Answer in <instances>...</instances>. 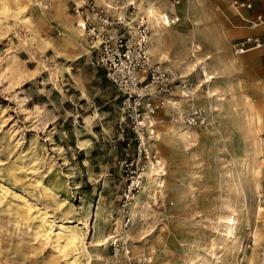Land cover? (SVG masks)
I'll return each instance as SVG.
<instances>
[{"label":"rangeland","instance_id":"374dc122","mask_svg":"<svg viewBox=\"0 0 264 264\" xmlns=\"http://www.w3.org/2000/svg\"><path fill=\"white\" fill-rule=\"evenodd\" d=\"M0 1L11 10L0 14V264H264L259 247L264 242V95L254 94V83L239 81L227 94L223 67L216 65L215 89L223 93V101H217L214 119L209 122L210 113L201 104L182 107V114L202 109L204 126L186 125L182 114L175 118L176 125L197 133L187 147L164 132L173 118L166 102L157 112L162 124L157 122L154 132L164 137L144 135L147 156L140 157L136 172L143 188L152 178L151 166L159 161L163 183L153 176L154 199L137 219L140 232L132 239V207L142 188L127 205L129 220L123 228L120 193L137 159L134 135L129 130L119 134L123 122L117 92L90 64L85 39L68 47L66 56L55 57L51 49L42 51L32 40V30L18 20L29 11L39 42H59L63 31L51 6L73 17L74 0ZM167 2L172 6L173 0ZM178 2L172 7L180 21L171 26L165 44L171 47L174 34H191L190 16H195L199 40L194 43L201 54L213 57L214 47L205 37L222 40V6L217 7L222 0ZM244 20L229 26L246 28ZM11 57L26 72L17 75L7 68ZM188 60L194 62L195 57L189 55ZM65 65L70 67L67 75L60 68ZM52 70L61 72L58 79ZM185 79L188 89L172 90L183 99L211 101L199 69ZM186 90L187 97L182 94ZM79 93L83 100L77 99ZM205 129L209 133L202 138ZM75 143L85 155L78 157ZM183 153L189 156L184 166L176 160ZM253 161L257 173L248 170ZM229 209L237 214L233 243L222 228ZM105 222V241L99 243L94 226L101 228ZM71 234L78 235L77 240L68 244Z\"/></svg>","mask_w":264,"mask_h":264},{"label":"built area","instance_id":"2783aa9c","mask_svg":"<svg viewBox=\"0 0 264 264\" xmlns=\"http://www.w3.org/2000/svg\"><path fill=\"white\" fill-rule=\"evenodd\" d=\"M177 2L178 0H173L174 4ZM134 4L133 0H108L103 5L96 4L94 0H74L71 5L74 24L79 25L80 22L86 47L92 53L90 64L103 71L105 78L117 92L123 122L119 134L129 130L134 135L137 160L134 169L129 170L130 176L120 193V221L123 228L129 220L127 205L142 184L141 176L136 171L140 157L147 156L144 135L152 134L158 122L157 112L163 107L164 97L171 93L172 88L188 89L185 78H179L178 74L151 62L146 50L150 29L144 17L133 18L136 10ZM230 6L249 9L251 3L230 0ZM164 20L172 25L179 18L170 14ZM247 21L250 27H256L264 19L261 15H256ZM194 46L197 53L199 45ZM261 46L262 42L257 36L248 35L233 44V52L242 54ZM188 92L186 90L182 94L189 96ZM182 121L190 126L205 125L206 115L202 109L195 108L185 113ZM123 163L126 165V162ZM128 164H132V159ZM260 254L264 259V242L260 244Z\"/></svg>","mask_w":264,"mask_h":264},{"label":"bare ground","instance_id":"6f19581e","mask_svg":"<svg viewBox=\"0 0 264 264\" xmlns=\"http://www.w3.org/2000/svg\"><path fill=\"white\" fill-rule=\"evenodd\" d=\"M15 1L19 3L18 0H15ZM94 1L96 4H100V5L106 4L108 2V0H94ZM136 1L138 3L137 5L138 12H136L135 10V13L133 14V18L137 19L139 17H144L150 29V33L147 37L146 50L149 53V55H151L150 56L151 62H154V63L158 62V64H160V66L165 70L169 69L172 72L174 71L178 72L182 78H187L191 74L197 73L199 69V71L205 78V81L203 82L207 86V96H209L211 101L203 102V101H200L198 97H195V96L194 97L190 96L189 99H183V97H180L179 91L177 90L173 91L174 89L171 90L170 94L164 97L166 105L168 106L167 108L168 110H170L168 111V113L171 116H173V118L169 120V122L172 124L171 127H167L164 132L166 133L167 137L174 138L178 143L182 144L184 147H187L188 145H190L191 141L194 139L197 133L195 131L192 132L189 129L182 128V124L176 125L177 120L175 118H177L178 115L180 116L183 113L182 107H184L185 109H190L197 104L199 105L201 104L210 113L209 122L210 120L214 119V115H215L214 110H216L219 106L217 101H221V100L223 101L222 94L219 93L215 89V80L219 72L217 71V69L216 70L212 69L214 66V58L210 56L209 53L201 54L200 51L198 50L197 53L199 55H195L196 53L194 51V47H195L194 42L196 40H199V38L196 36V32L198 31L197 24L199 21L197 17L190 16L194 24L193 32L191 34H189L188 36L174 34L175 39L171 44V47L174 49V52L171 54L170 53L171 47H167V45L164 42V37L168 34H171L170 28L172 25L165 23L164 19L167 18V16L170 14H174L175 16H177L176 15L177 8L172 7V6H176L179 3L178 2H177L178 4L172 3V6H171L167 2V0H136ZM50 10L54 14V19L57 20L58 26L63 31V38L59 42H55L53 40L39 42L37 32L35 31L36 29L33 25V20L31 18V14L29 11L24 14L22 13L21 17L18 18V20H20V22L23 23L27 29L32 30V34H31L32 40L35 41L36 45H38L42 51L45 50L47 47L51 46L55 49L57 55H61V54H64V52L62 51L64 50V48H66L68 44L74 46L75 44L82 43V40L84 39L82 28L79 26L80 22H79V25L74 26V17H71L65 11H62L57 8H53L52 6ZM8 11H11V10H8L7 6H5V4L2 1H0V14L8 15L6 14L8 13ZM234 11L239 14L241 13V10L239 8H236ZM42 12H43V15L46 14L44 10H42ZM189 13L190 12H188V14ZM16 15H18V13ZM179 21H180V18H179ZM209 36L206 35L205 37L206 41L210 44V46L214 47L215 44L218 42V40L216 38H209ZM212 51L214 52V49ZM189 55H193L195 57L194 62H190L188 60ZM17 64L18 62L16 61L15 57H11L10 64L7 65V68L12 70L17 75H20V72L21 73L26 72L24 71V68L18 67ZM61 71L69 72L70 69L68 66H65L61 68ZM50 74L51 76L55 75L58 79V76L61 75V72L59 70H52ZM173 100H175V102ZM165 102H164L163 108L165 107ZM246 118L248 119V122L252 121V117L249 116L248 114L246 115ZM180 120L182 122V115L180 117ZM158 122L159 124H162V120L160 118ZM206 122H207V116H206ZM199 126H204V125H199ZM205 133H209V132L205 129L202 135V138H206L207 134ZM253 133H256V129L253 130ZM164 134L159 136L153 130L151 136L159 140L161 139V137L162 138L164 137ZM176 160L180 162L182 166H184L188 164L189 156L188 154L183 153L179 155L178 157H176ZM155 163L156 164H153L150 168L149 177L150 178L152 177L151 180L149 178L150 181L146 183L143 188H142L143 186V183H142V185L139 187L137 191L138 193L139 190L142 188L138 196L134 198V196L137 193L133 196V198L135 199L133 202V207H132L133 222H132V225L130 226V231H129L130 232L129 236L132 239H135L136 238L135 234L140 232L139 226L137 224V221H138L137 219L143 215V210L148 205L149 201L154 199V195L156 191V187H155L156 181L153 178V176H157L160 178V182H161L159 184L160 186H162V183H163L162 176L164 175V173H162L163 172L162 163L159 161ZM252 163H254V161ZM248 170L252 173H257L258 164L254 163V164L249 165ZM190 188H192L191 185H190ZM259 188H260V185L259 183H257L256 190L258 191ZM261 211H262V208L259 207L257 209V212L260 213ZM236 217H237V214L235 213V211L230 210V209L228 210V213L222 217V228L227 233V237L231 239L230 242L232 243L235 241V232H236L235 229L237 227ZM106 225L107 223L105 222V225H103L101 228L99 226H94V236L96 235V237L98 236L100 238L99 243L102 242L104 237L106 236V233H105ZM251 234H253L252 238L256 240V237L258 236L257 231L254 230V232ZM77 236L75 234H71L68 240V244H73L77 240ZM224 239L226 238L224 237ZM102 245L103 243L99 244V246H102ZM253 246H255L254 242H253Z\"/></svg>","mask_w":264,"mask_h":264},{"label":"crops","instance_id":"0c3cea01","mask_svg":"<svg viewBox=\"0 0 264 264\" xmlns=\"http://www.w3.org/2000/svg\"><path fill=\"white\" fill-rule=\"evenodd\" d=\"M239 1H249L251 3V8L248 9L244 7H239V9L241 10V13L239 14L234 11L236 8L230 6V0H222V4L220 3L219 5H217L218 8L222 6V40L220 39L214 46V53H215V55L213 56L214 69L215 70L217 69V71L219 72L220 68H217L216 65L223 67L222 68V79L224 82L223 88L225 89V92L227 94H229L228 88L231 87L237 88L239 81H242L245 83L247 82L254 83L255 89L253 92L255 95H264V22L260 23L256 27H250L248 25L246 28L244 26H241V28L233 29L232 27L229 26L231 22L238 23L244 19H245L244 21H246L247 23L248 19L254 18L256 15H261L264 19V0H239ZM224 10H227L230 13L226 14L225 12H223ZM245 15L247 19L245 18ZM241 34L244 35L241 37H237L238 35ZM248 35L257 36L262 42V46L256 49L248 50L242 54H235L233 52V44L239 39ZM68 47H74V46L68 44L66 48H64L65 54H61V55H57L55 49L51 46L47 47L45 51L51 49L55 57L66 56ZM65 74L67 75L68 73L65 72ZM228 81H232L231 85L229 84ZM65 90H67V88ZM83 98H84L83 95L79 93L77 99L80 101L83 100ZM74 147L76 148L75 150L78 157H80L81 155H85L84 148L78 147L76 143L74 144ZM88 150L90 156L93 153V148L91 147ZM262 203H264V199Z\"/></svg>","mask_w":264,"mask_h":264}]
</instances>
